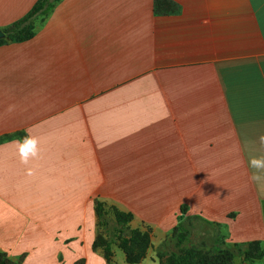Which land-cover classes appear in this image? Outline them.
Returning <instances> with one entry per match:
<instances>
[{"label":"crops","instance_id":"0c3cea01","mask_svg":"<svg viewBox=\"0 0 264 264\" xmlns=\"http://www.w3.org/2000/svg\"><path fill=\"white\" fill-rule=\"evenodd\" d=\"M36 1L0 0V29ZM170 1L61 0L33 38L0 45V251L109 264L92 247L96 199L156 245L183 206L229 243H264L248 166L264 155V0ZM26 135L39 153L24 164Z\"/></svg>","mask_w":264,"mask_h":264},{"label":"trees","instance_id":"16d2710c","mask_svg":"<svg viewBox=\"0 0 264 264\" xmlns=\"http://www.w3.org/2000/svg\"><path fill=\"white\" fill-rule=\"evenodd\" d=\"M60 1L37 0L26 14L1 28L5 32V37L0 39V45L6 42H24L33 38L37 26L46 20ZM160 4H163L167 10H174V4L170 0H156L158 12L161 10L159 9ZM94 208L98 223L93 250L103 253L110 264L111 253L117 246L124 250L128 263H139L145 254L133 253L131 247L135 241L141 242L146 247L150 242L152 228L149 225H146V231H142L141 227L133 228L132 223L135 217L132 212L122 210L117 205L103 199H96ZM187 212V206L181 207L177 226L170 235L153 247L156 258L171 255L174 264H193L192 257L195 251L206 247H213L225 254L218 258H204L199 264H235L234 258L237 256L252 263L256 259L264 258L263 242L229 243L223 239V236L226 238V235L222 233L223 224L209 221L198 215H186ZM195 236L200 238L197 242L198 246L194 245V248H190L184 254L183 245L191 242ZM21 262L22 258L15 259L8 253L0 251V264H21Z\"/></svg>","mask_w":264,"mask_h":264},{"label":"rangeland","instance_id":"374dc122","mask_svg":"<svg viewBox=\"0 0 264 264\" xmlns=\"http://www.w3.org/2000/svg\"><path fill=\"white\" fill-rule=\"evenodd\" d=\"M45 22V21H44ZM43 22V23H44ZM43 23H41V24H39L38 26H37V29H36V31L39 29V27L43 24ZM36 34V33H35ZM8 43H12V42H6V43H4V44H8ZM4 44H2V45H4ZM132 227L133 228H138V227H134L133 226V223H132ZM139 227H141L143 230L142 231H146V225L145 224H140V226ZM173 231V230H172ZM172 231H170V233L168 234V235H170L171 233H172ZM197 231V230H196ZM200 232V231H199ZM198 234V233H197ZM155 237H156V234H155V230H153V229H151L150 230V242H149V244L145 247L143 244H141V242H134L133 243V246L131 247V249H132V251H133V253H138V254H145V256H144V258L145 257H147V256H153V258L154 259H159L161 262H162V264H174V262H173V258H172V256L171 255H162L160 258L158 257V258H156L157 256H156V254H155V252H154V249H153V247L156 245V242H155ZM167 237V236H166ZM165 237V238H166ZM164 238V239H165ZM200 238L199 237H194V238H192L191 239V242H187V243H185L184 245H183V251H184V254H186V252L190 249V248H194L195 246L194 245H197V242L198 241H200L199 240ZM223 239L225 240V241H227L226 240V238H224V236H223ZM151 245H153V246H151ZM198 246V245H197ZM98 252H100V251H98ZM103 254V253H102ZM223 254H225V253H223V252H221L220 250H218V249H215V248H213V247H206V248H204V249H200V248H198L196 251H195V253H194V255H193V257H192V263L193 264H199V262L201 261V260H203L204 258H209V257H212V258H218V257H221V256H223ZM118 255L119 256H123V255H125V258H126V261H127V256H126V254H125V252H124V250L123 249H121V248H119V247H117V246H115L114 248H113V252L111 253V263L110 264H115L116 262H118ZM150 263V262H149ZM234 263L235 264H251L252 262H250L249 260H245L243 257H235L234 258ZM256 264H260L261 262H259V261H256L255 262ZM253 264V263H252Z\"/></svg>","mask_w":264,"mask_h":264},{"label":"clouds","instance_id":"9594fccd","mask_svg":"<svg viewBox=\"0 0 264 264\" xmlns=\"http://www.w3.org/2000/svg\"><path fill=\"white\" fill-rule=\"evenodd\" d=\"M259 144L264 147V134L259 136ZM18 144V152L20 155L21 162L27 164L30 158H35L38 156V139L31 135H26L22 140L14 141ZM248 166L250 169H254L251 179L255 182H260L264 180V155L262 156H252L248 160ZM31 174V170H29Z\"/></svg>","mask_w":264,"mask_h":264},{"label":"water","instance_id":"95a60500","mask_svg":"<svg viewBox=\"0 0 264 264\" xmlns=\"http://www.w3.org/2000/svg\"><path fill=\"white\" fill-rule=\"evenodd\" d=\"M5 37V32L3 30L0 29V39Z\"/></svg>","mask_w":264,"mask_h":264}]
</instances>
